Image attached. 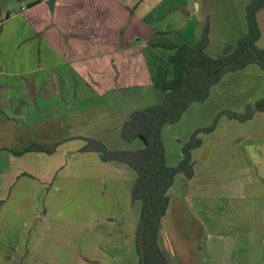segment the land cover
<instances>
[{
  "label": "crops",
  "instance_id": "crops-1",
  "mask_svg": "<svg viewBox=\"0 0 264 264\" xmlns=\"http://www.w3.org/2000/svg\"><path fill=\"white\" fill-rule=\"evenodd\" d=\"M141 4V0H0L1 35L6 34V42L0 39V176L16 177V162L31 167L37 158L45 166L51 164L61 148L84 145L83 139L97 140L109 150L123 148L120 129L127 116L162 99L151 77L159 57L167 64L168 48L176 46L160 37L169 32L157 30L146 39L144 50L128 43V35L142 38ZM200 7L196 4L195 10ZM256 19L260 29L256 46L262 49L264 8ZM179 27L174 26V34L182 30ZM228 36L233 47L239 36L231 38L232 31ZM204 50L211 58L222 53L220 49L213 56L209 47ZM256 70L253 82L262 80L264 85V72ZM209 96L190 111L189 106L178 123L163 127L167 166L181 161L182 145L192 132L209 127L221 111L242 114L248 102L235 107L225 95L223 108H214ZM255 97L253 103L264 97V86ZM198 137L201 146L191 152L193 177L177 174L167 191L158 248L168 264H264V114L256 113L243 123L221 117L212 132ZM32 143L50 154L16 155ZM126 144L122 150L141 145ZM104 163L112 164L117 173L128 171L123 164ZM135 223L118 236L120 243L113 242L125 249L131 264L139 261ZM116 248L110 252L116 253Z\"/></svg>",
  "mask_w": 264,
  "mask_h": 264
},
{
  "label": "rangeland",
  "instance_id": "rangeland-1",
  "mask_svg": "<svg viewBox=\"0 0 264 264\" xmlns=\"http://www.w3.org/2000/svg\"><path fill=\"white\" fill-rule=\"evenodd\" d=\"M141 2L142 38L137 40L128 35L129 42L125 40L134 46L139 44L141 50L147 46L146 39H152L156 30L169 32L168 37L160 36L163 41L166 39L175 45L194 44L207 26L206 46L216 56L220 49L223 51L230 46L229 32L232 31L231 38H240L245 35L242 34L244 29L247 31L245 8L249 2L246 0ZM198 3L202 6L199 11L195 10ZM174 26H180L182 30L174 34ZM1 33L0 29V39L6 42V34L2 36ZM256 69L263 72L252 65L244 73L224 75L219 86L210 89V106L223 108L221 102L226 97L231 104H236L235 107L248 101L244 111L246 106H252L255 96L264 86L262 80L253 82ZM214 96L218 100H214ZM196 104L202 103L190 104L188 111ZM120 141L121 148H126L124 145L127 144ZM84 145L80 142L79 147L64 146L59 155L53 157L56 162L54 160L46 166L37 158L31 167L22 161L16 162L13 165L14 169H19L15 172L16 177L0 176V264L3 261H8L6 264H131L125 249L116 248L114 243L122 232H128L132 224L134 226L139 221L141 203L132 199L135 179L133 182L130 177L135 178L136 174L129 168L126 174L117 173L114 166L102 162L98 154L82 153ZM49 172H53L52 179H48ZM113 248H116V253L110 252Z\"/></svg>",
  "mask_w": 264,
  "mask_h": 264
},
{
  "label": "trees",
  "instance_id": "trees-1",
  "mask_svg": "<svg viewBox=\"0 0 264 264\" xmlns=\"http://www.w3.org/2000/svg\"><path fill=\"white\" fill-rule=\"evenodd\" d=\"M262 8L264 0H249L245 8L247 33L237 40L234 47H226L216 58L204 53L208 43L207 26L196 43H183L168 48L171 53L166 58L167 64H162L163 56L159 57L151 84L154 90L163 95L162 99L146 108L132 111L120 129L121 139L128 144L139 141V148L109 150L97 140L83 139L85 145L81 148L82 153H96L102 162L123 164L136 174L132 199L141 203L136 230L138 264H168L157 245L160 219L166 212L167 191L174 177L177 174H183L187 179L193 177L191 152L201 146L198 135L212 132L221 117L243 123L256 113L264 114V97L252 106H246L242 114L221 111L208 128L194 131L182 145V159L178 165L167 166L161 138L163 126L177 123L190 104L203 103L209 96L210 89L224 75L244 70L249 65H256L264 72V48L256 46L260 38L256 15ZM157 47L165 48L162 45ZM29 152L50 154L43 147L32 143L16 155ZM141 230L142 238L139 243Z\"/></svg>",
  "mask_w": 264,
  "mask_h": 264
},
{
  "label": "water",
  "instance_id": "water-1",
  "mask_svg": "<svg viewBox=\"0 0 264 264\" xmlns=\"http://www.w3.org/2000/svg\"><path fill=\"white\" fill-rule=\"evenodd\" d=\"M141 238H142V230L140 231V235H139V243L141 242ZM141 260H142V263L144 261V255H143V252L141 253Z\"/></svg>",
  "mask_w": 264,
  "mask_h": 264
}]
</instances>
